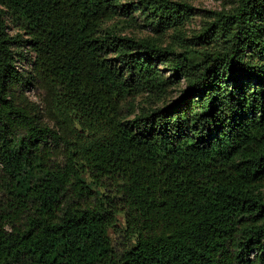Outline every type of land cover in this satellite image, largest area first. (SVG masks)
Wrapping results in <instances>:
<instances>
[{"label": "trees", "instance_id": "1", "mask_svg": "<svg viewBox=\"0 0 264 264\" xmlns=\"http://www.w3.org/2000/svg\"><path fill=\"white\" fill-rule=\"evenodd\" d=\"M222 2L0 0V264H264V0Z\"/></svg>", "mask_w": 264, "mask_h": 264}, {"label": "rangeland", "instance_id": "2", "mask_svg": "<svg viewBox=\"0 0 264 264\" xmlns=\"http://www.w3.org/2000/svg\"><path fill=\"white\" fill-rule=\"evenodd\" d=\"M191 1L194 7V14L192 15L191 21L188 23L189 29L191 31L198 30L201 27L202 19H204L202 16L206 15L207 11H219L222 9L223 6L222 0H191ZM135 8L136 7H134L133 9ZM134 16L137 19V24H139V27L137 26V28H135V32H137L138 34H143L148 32V27L144 26V23L142 22V18L138 10H136ZM15 32L16 31L14 30V28L10 26V33L14 34ZM26 65L27 64L25 60L19 63V66L21 67L22 66L25 67ZM27 94L29 99L36 101L38 103H42L44 94L39 88L33 87L30 92H27ZM117 219H118L117 223L113 228L109 229L108 233L114 250L117 253H120L129 245L130 242L124 233L125 222L122 217V214H119L117 216Z\"/></svg>", "mask_w": 264, "mask_h": 264}]
</instances>
